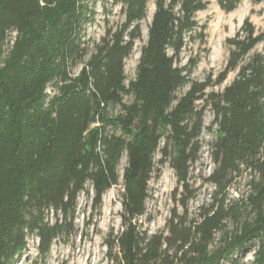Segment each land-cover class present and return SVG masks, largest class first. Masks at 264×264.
I'll return each instance as SVG.
<instances>
[{
	"label": "trees",
	"instance_id": "trees-1",
	"mask_svg": "<svg viewBox=\"0 0 264 264\" xmlns=\"http://www.w3.org/2000/svg\"><path fill=\"white\" fill-rule=\"evenodd\" d=\"M216 1L231 13L242 0ZM149 2L117 0L123 22L107 26L91 46L89 0H0V264H14L30 237L48 257L75 231L87 186L98 210L120 184L123 158L121 230L106 241L113 264H246L240 258L252 246L250 264H264V54L257 51L264 35L245 21L227 39L229 57L215 85L236 76L208 92L210 82L191 79L195 64L180 59L199 29L204 39L196 15L208 3L155 0L128 82L126 60L142 37ZM207 110L216 127L211 203L195 220L172 218L165 232L150 233L140 221L150 183L168 164L188 189ZM243 172L253 175L249 194L231 202Z\"/></svg>",
	"mask_w": 264,
	"mask_h": 264
},
{
	"label": "rangeland",
	"instance_id": "rangeland-1",
	"mask_svg": "<svg viewBox=\"0 0 264 264\" xmlns=\"http://www.w3.org/2000/svg\"><path fill=\"white\" fill-rule=\"evenodd\" d=\"M208 3L205 11L199 12L196 19L204 26V39L198 32L194 41H189L180 59L182 65L193 62L195 68L191 79L195 82H210L208 92L222 91L235 78L236 74L228 75L222 85H215L225 71L229 57L227 39L234 37L243 27L245 21L251 23L258 34L264 35V4H253L251 0H242L239 7L225 13L216 0H203ZM94 21L86 27V40L91 46L105 35L106 29L116 28L123 20V14L117 0H89ZM155 12V0H150L147 18L142 22V37L136 42L134 51L126 60V76L128 82L135 78L142 47L148 39V27ZM108 26V27H107ZM258 52L264 54V42L258 46ZM188 86L178 92L180 96ZM210 110L206 111L205 128L201 137L202 149L199 159L191 167L188 189L179 184L175 172L168 164L159 166L160 172L150 183V197L146 205V213L141 218L144 229L150 233L165 232L172 218L184 217L188 222L197 219L201 208H208L211 203L213 186L208 178L214 171L215 164L211 159L210 148L215 141V126ZM160 157L157 156V160ZM126 166L123 158L120 167V184L109 190L100 209H95L91 187L81 193L77 199L78 211L75 220V231L69 238H62L54 244L50 254L42 259L38 252V240L30 237L27 249L17 258L14 264H113L108 258L107 238L121 230L122 211V177ZM253 175L243 172L236 177L230 189L231 202L246 199L250 191V181ZM52 217V214L50 215ZM235 225L227 224V230L232 232ZM220 234H217V241ZM256 247L241 255L243 263L254 261Z\"/></svg>",
	"mask_w": 264,
	"mask_h": 264
}]
</instances>
